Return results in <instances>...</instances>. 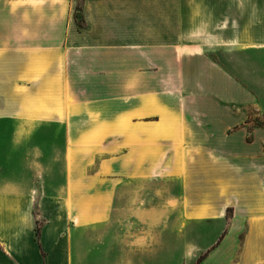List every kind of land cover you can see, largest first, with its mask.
<instances>
[{
    "label": "crops",
    "instance_id": "0c3cea01",
    "mask_svg": "<svg viewBox=\"0 0 264 264\" xmlns=\"http://www.w3.org/2000/svg\"><path fill=\"white\" fill-rule=\"evenodd\" d=\"M257 118L264 0H0V264H264Z\"/></svg>",
    "mask_w": 264,
    "mask_h": 264
},
{
    "label": "trees",
    "instance_id": "16d2710c",
    "mask_svg": "<svg viewBox=\"0 0 264 264\" xmlns=\"http://www.w3.org/2000/svg\"><path fill=\"white\" fill-rule=\"evenodd\" d=\"M80 11H81V8L80 7H77L76 9V14H75V18L77 20V23L81 26V27H84L85 23H84V19L83 17L81 16L80 14Z\"/></svg>",
    "mask_w": 264,
    "mask_h": 264
},
{
    "label": "rangeland",
    "instance_id": "374dc122",
    "mask_svg": "<svg viewBox=\"0 0 264 264\" xmlns=\"http://www.w3.org/2000/svg\"><path fill=\"white\" fill-rule=\"evenodd\" d=\"M257 119L260 121V123L264 122V119H260V118H257Z\"/></svg>",
    "mask_w": 264,
    "mask_h": 264
}]
</instances>
